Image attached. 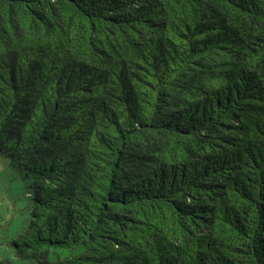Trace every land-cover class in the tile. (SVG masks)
I'll return each instance as SVG.
<instances>
[{
  "label": "trees",
  "instance_id": "trees-1",
  "mask_svg": "<svg viewBox=\"0 0 264 264\" xmlns=\"http://www.w3.org/2000/svg\"><path fill=\"white\" fill-rule=\"evenodd\" d=\"M0 154L19 259L264 264V0H0Z\"/></svg>",
  "mask_w": 264,
  "mask_h": 264
},
{
  "label": "rangeland",
  "instance_id": "rangeland-1",
  "mask_svg": "<svg viewBox=\"0 0 264 264\" xmlns=\"http://www.w3.org/2000/svg\"><path fill=\"white\" fill-rule=\"evenodd\" d=\"M31 197V179L0 154V264H35L17 258L11 245L27 226Z\"/></svg>",
  "mask_w": 264,
  "mask_h": 264
}]
</instances>
